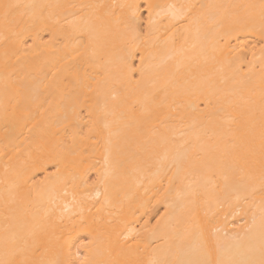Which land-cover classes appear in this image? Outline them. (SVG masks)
Returning <instances> with one entry per match:
<instances>
[{
  "label": "bare ground",
  "instance_id": "1",
  "mask_svg": "<svg viewBox=\"0 0 264 264\" xmlns=\"http://www.w3.org/2000/svg\"><path fill=\"white\" fill-rule=\"evenodd\" d=\"M0 264H264V0H0Z\"/></svg>",
  "mask_w": 264,
  "mask_h": 264
}]
</instances>
